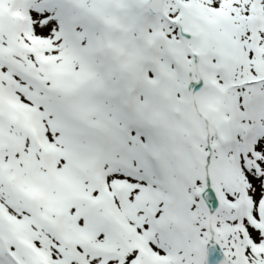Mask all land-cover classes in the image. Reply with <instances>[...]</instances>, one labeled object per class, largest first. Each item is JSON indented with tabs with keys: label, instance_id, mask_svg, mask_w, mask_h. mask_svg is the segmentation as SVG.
<instances>
[{
	"label": "snow or ice",
	"instance_id": "snow-or-ice-1",
	"mask_svg": "<svg viewBox=\"0 0 264 264\" xmlns=\"http://www.w3.org/2000/svg\"><path fill=\"white\" fill-rule=\"evenodd\" d=\"M0 264H264V0H0Z\"/></svg>",
	"mask_w": 264,
	"mask_h": 264
}]
</instances>
